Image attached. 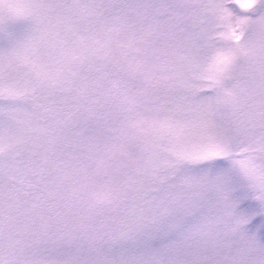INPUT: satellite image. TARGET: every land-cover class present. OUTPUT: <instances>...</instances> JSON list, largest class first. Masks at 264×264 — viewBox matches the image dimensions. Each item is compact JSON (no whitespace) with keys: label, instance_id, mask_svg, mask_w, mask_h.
<instances>
[{"label":"snow or ice","instance_id":"snow-or-ice-1","mask_svg":"<svg viewBox=\"0 0 264 264\" xmlns=\"http://www.w3.org/2000/svg\"><path fill=\"white\" fill-rule=\"evenodd\" d=\"M0 264H264V0H0Z\"/></svg>","mask_w":264,"mask_h":264}]
</instances>
